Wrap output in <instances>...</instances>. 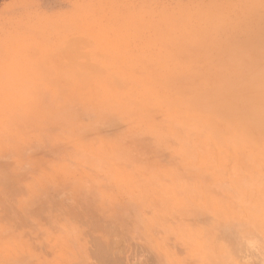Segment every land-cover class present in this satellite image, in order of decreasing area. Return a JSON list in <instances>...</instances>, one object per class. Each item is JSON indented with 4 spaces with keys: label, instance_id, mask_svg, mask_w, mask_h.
<instances>
[{
    "label": "rangeland",
    "instance_id": "rangeland-1",
    "mask_svg": "<svg viewBox=\"0 0 264 264\" xmlns=\"http://www.w3.org/2000/svg\"><path fill=\"white\" fill-rule=\"evenodd\" d=\"M0 264H264V0H0Z\"/></svg>",
    "mask_w": 264,
    "mask_h": 264
}]
</instances>
